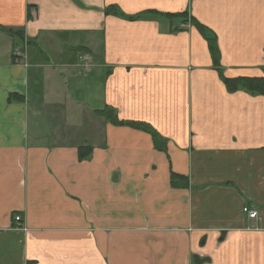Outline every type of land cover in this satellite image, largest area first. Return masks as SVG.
<instances>
[{
	"label": "crops",
	"instance_id": "0c3cea01",
	"mask_svg": "<svg viewBox=\"0 0 264 264\" xmlns=\"http://www.w3.org/2000/svg\"><path fill=\"white\" fill-rule=\"evenodd\" d=\"M0 27V264H264V94L221 77L264 79V0H0Z\"/></svg>",
	"mask_w": 264,
	"mask_h": 264
},
{
	"label": "trees",
	"instance_id": "16d2710c",
	"mask_svg": "<svg viewBox=\"0 0 264 264\" xmlns=\"http://www.w3.org/2000/svg\"><path fill=\"white\" fill-rule=\"evenodd\" d=\"M108 12V11H107ZM189 23V24H194L196 25L199 29L204 30L203 26L199 25L195 21H193L191 18L186 19L183 24ZM0 29H2L0 27ZM4 31V29H2ZM6 33L8 34H16V36L19 34L17 31L13 30H5ZM15 36V35H13ZM209 41V47L211 51V56L213 59V63L215 67H219V51L215 43V39L212 37H207ZM223 79V82L225 84V87L228 92L234 93L236 91H245L250 94H264V79L262 77H237V78H226L224 76H221ZM98 115L103 116L107 121H110L113 124L117 125H125L137 130H142L147 133H149L155 142V145L159 149H164L163 143H161V139L157 132L147 123L144 122H136V121H123V120H118L116 115H114L111 111L108 109L104 110H99L97 111ZM163 141V140H162ZM87 149H80V157H84V153L86 154ZM171 183L173 186H185L186 182L182 179H179L178 175L172 174L171 176Z\"/></svg>",
	"mask_w": 264,
	"mask_h": 264
},
{
	"label": "built area",
	"instance_id": "2783aa9c",
	"mask_svg": "<svg viewBox=\"0 0 264 264\" xmlns=\"http://www.w3.org/2000/svg\"><path fill=\"white\" fill-rule=\"evenodd\" d=\"M14 58L16 63H22L24 58V52L22 49L15 48L13 51ZM242 213L246 215L250 219H258V211L256 209L251 208L250 206L244 205L242 208ZM15 223L17 224V228H24L22 224V219L20 215H16L14 218Z\"/></svg>",
	"mask_w": 264,
	"mask_h": 264
}]
</instances>
